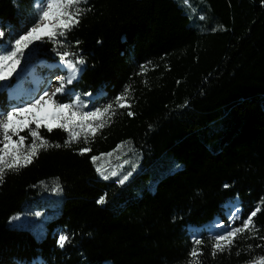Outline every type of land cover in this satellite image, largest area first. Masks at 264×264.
<instances>
[{
  "label": "trees",
  "instance_id": "trees-1",
  "mask_svg": "<svg viewBox=\"0 0 264 264\" xmlns=\"http://www.w3.org/2000/svg\"><path fill=\"white\" fill-rule=\"evenodd\" d=\"M37 3L0 0V54L35 25ZM78 7L79 23L59 43L38 42L22 64L32 76L0 84V112L31 101L34 80L65 74L58 65L77 58L84 63L75 81L54 100L72 104L79 95L80 112L113 108L94 134L41 125L52 146L27 166L5 169L0 264H250L264 257V0H86ZM63 52L70 55L62 59ZM15 86L20 92L10 97ZM122 94L124 107L114 103ZM72 131L80 136L72 139ZM20 136L27 149L29 129L12 140ZM122 145L137 167L120 184L96 167ZM229 202L240 209L234 227L260 211L251 231L213 255L220 234L209 225L231 223ZM37 213L45 219L40 239L9 227ZM60 235L69 237L63 247Z\"/></svg>",
  "mask_w": 264,
  "mask_h": 264
},
{
  "label": "snow or ice",
  "instance_id": "snow-or-ice-1",
  "mask_svg": "<svg viewBox=\"0 0 264 264\" xmlns=\"http://www.w3.org/2000/svg\"><path fill=\"white\" fill-rule=\"evenodd\" d=\"M81 3H86V0H43V3L37 10L35 25L30 29H26L23 34H20L14 40L11 50L4 49L6 54H0V81L8 79L16 71L21 58L24 56L25 49L29 48L33 42L47 38L54 43H59L60 41L56 38L66 36L67 31H70L72 27L79 23V17L84 11L78 7ZM185 3H187V0H185ZM3 36L4 32L0 31V37ZM69 55V53L63 52L61 58L64 59ZM83 63L84 61L81 58H77L75 62L67 60L68 76L58 78L59 86L51 94L45 91L39 98L32 99L23 106H14L11 110L0 112V135L3 136L0 144L4 145L0 148V179H2L5 169L16 171L19 167L27 166L32 163L33 158L38 155L41 148L47 149L52 146L39 135V129L42 124L49 132L55 126L65 130L81 129L85 133L90 131L93 134L98 128L104 126L102 117L109 113V110L113 108V104H108L103 109L96 108L94 111L80 112L77 107L80 100L79 95L76 96L72 104L57 103L53 99L56 94L64 91L65 84L73 82L79 72L77 65ZM125 91L127 92V90ZM45 97H48V99L45 100ZM125 99L126 96L122 94L115 98L114 103L120 107H124L125 104L122 102ZM83 107H86V105H83ZM129 115H132V113L129 112ZM93 121H98V123L93 126ZM31 124H35V129L29 128ZM23 129H29L30 136L32 137V142L28 145L27 149L22 148L25 140L24 136H20L19 141L12 140V135H18V132ZM79 136L80 132H71L72 139H76ZM86 139L87 135H85ZM65 143L67 144L69 141ZM55 146L59 147L60 145ZM89 150L88 148L80 149L81 154ZM108 155H111V153ZM96 159H99V157H93L94 161ZM97 171L101 172V168L97 167ZM101 174L103 175L102 172ZM131 174L129 172L123 175L118 182L120 184L125 183ZM112 175H116V173L113 172ZM103 178L108 179V176L104 175ZM104 202L105 198L103 196L97 201L100 204ZM258 211H260L259 207L255 211H252L247 219L241 222V226L230 228L224 234L216 235L212 244V254L216 255L217 251L223 252L226 248L233 246L234 238L238 233H243L245 230L251 231L254 227L252 217ZM36 215H39V213ZM68 240V236L60 235L58 243L63 247ZM194 243L199 245L202 241L195 240ZM190 255L192 257L198 255L195 247ZM258 264H264V257L259 258Z\"/></svg>",
  "mask_w": 264,
  "mask_h": 264
},
{
  "label": "rangeland",
  "instance_id": "rangeland-1",
  "mask_svg": "<svg viewBox=\"0 0 264 264\" xmlns=\"http://www.w3.org/2000/svg\"><path fill=\"white\" fill-rule=\"evenodd\" d=\"M42 3H43V0H38L37 8H39ZM38 42H40V41L33 42L29 46V48L25 49V53H24V56L21 58L20 64L17 66L16 71L10 77L15 76L17 74H20V75L26 74L29 77L32 76L31 71H26L23 68L22 64L27 62V60L33 55L34 50L36 48V44ZM61 65H65L63 67L64 68L63 70L65 71V74L64 73H59V72H53L49 78L44 79L41 83L36 81V80L33 81L35 87H33L34 88V94H33L34 96L32 95L33 98H31V100L35 99V98H39V96L43 95V93L45 91H47V92H49L51 94L55 90V88L59 86L58 78L61 77V76H64V77L68 76V69L66 67L67 64L58 65V69H60V70H62L61 69ZM9 78L4 80V81H0V84L4 85L9 80ZM75 79H76V77H75ZM75 79L73 80V82L75 81ZM71 84H65V89ZM65 89H64V91H65ZM19 92H20V90H19L18 86H15L13 89L8 91L7 94H9L10 97L11 96L13 97L14 95L19 94ZM63 92L56 94V96H61L63 94ZM55 97H53V99ZM47 99H48V97H45V100H47ZM53 127H55V126H53ZM118 151H119V154H120L118 156H114V153H113L111 155H108L107 157H102V158H100L98 160L97 167H100L101 169L105 168L104 170H101V172L103 173V176L104 175L108 176V180L119 181V179L123 175H125V174H127L129 172L132 173L133 171H135V169L137 167V162H136L135 156H133L130 153L129 154L124 153V152H126L125 146H123V145L120 146ZM121 153H124V155H121ZM108 157H111V158H108ZM109 159L112 160V164H113V166L111 168H109V166H108ZM97 167H96V170H97ZM180 168H181V166H179V169ZM101 172H99V173L101 174ZM113 172H115L116 175H112ZM154 184H156V182ZM233 213L235 215H233L232 218L229 217L230 218L229 220L231 221L230 224H223V226H220L217 223H215V224H210L209 228H212L214 230L218 229L219 234H224L230 228H235L233 226L234 223H233L232 219L235 218L234 216H237L236 210H234ZM39 218H40V214L36 215L34 217H31V216H19V217H17V218H15V219L10 221L9 227L10 228H18V229L28 230L31 233H33V235H35L38 239H40L42 237V235H41V230H42L41 229V225L44 223L45 219H43V221L40 222ZM47 220L48 219H46V221ZM258 262H259V260H256V261H254L253 263H250V264H258Z\"/></svg>",
  "mask_w": 264,
  "mask_h": 264
},
{
  "label": "bare ground",
  "instance_id": "bare-ground-1",
  "mask_svg": "<svg viewBox=\"0 0 264 264\" xmlns=\"http://www.w3.org/2000/svg\"><path fill=\"white\" fill-rule=\"evenodd\" d=\"M65 65H61V69H64L63 67H64ZM67 67V66H66ZM236 204V202H229V203H227L226 204V208L228 209V214H229V217H233V214L234 213H232V211H234L233 209H234V207L236 206L235 205ZM236 210V213H237V216H234L235 218H237L238 217V215H239V211H240V209L239 208H237V209H235ZM230 219V218H229Z\"/></svg>",
  "mask_w": 264,
  "mask_h": 264
}]
</instances>
